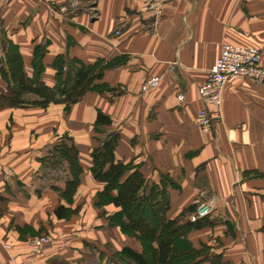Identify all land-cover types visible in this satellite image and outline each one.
<instances>
[{
    "label": "crops",
    "instance_id": "0c3cea01",
    "mask_svg": "<svg viewBox=\"0 0 264 264\" xmlns=\"http://www.w3.org/2000/svg\"><path fill=\"white\" fill-rule=\"evenodd\" d=\"M147 1L0 3V66L12 45L32 77L42 47L40 80L49 87L57 83L59 56L86 65L128 57L94 82L110 90L87 92L69 110H0V264H117L114 255L124 248L142 251L136 238L130 243L110 226L119 208L100 197L104 185L91 173L92 152L114 133L117 161L138 167L150 184L161 176L174 182L167 187L168 218L215 201L208 225L189 234L196 249L208 246L220 264H264V86L231 80L222 118L209 132L196 122L198 89L223 46L264 48V0H170L159 18L144 9ZM153 76L160 77L158 89L142 93ZM7 85L0 73V91ZM98 113L112 124L96 131ZM63 139L77 147L84 170L71 204L57 190L65 188L67 165L42 162ZM60 206L76 213L60 219ZM41 236L51 243L35 251L31 241Z\"/></svg>",
    "mask_w": 264,
    "mask_h": 264
},
{
    "label": "trees",
    "instance_id": "16d2710c",
    "mask_svg": "<svg viewBox=\"0 0 264 264\" xmlns=\"http://www.w3.org/2000/svg\"><path fill=\"white\" fill-rule=\"evenodd\" d=\"M45 51L42 47L36 48L34 75L29 77L17 48L9 45L0 66V73L8 83L7 88L0 91V110L6 107H48L50 104L70 107L82 100L88 91L99 87L94 82L103 78L105 70L122 65L128 59L124 56L111 62L98 60L93 65H86L76 59L68 60L59 56L54 62L57 83L49 87L40 80L44 71ZM101 88L109 89L108 86ZM111 124L110 117L98 113L96 131ZM118 141L119 135L116 133L102 141L92 152L91 168L94 178L104 185L100 197L108 198L119 208L110 216V226L131 234L143 246L141 252L126 247L121 253L115 254L117 264H220V255H210V248L206 245L196 249L189 239L193 230L208 225L209 216L192 221L191 216L195 214L197 206H191L177 217L168 218L170 202L167 187L174 182L161 176L158 184H150L138 167L117 161L115 151ZM78 157L77 147L68 145L63 139L54 144L48 156L42 160L46 168L50 164L58 169L67 165L65 188L57 190L68 204L73 202L84 174ZM56 215L60 219L64 218L66 208L60 206Z\"/></svg>",
    "mask_w": 264,
    "mask_h": 264
},
{
    "label": "built area",
    "instance_id": "2783aa9c",
    "mask_svg": "<svg viewBox=\"0 0 264 264\" xmlns=\"http://www.w3.org/2000/svg\"><path fill=\"white\" fill-rule=\"evenodd\" d=\"M11 0H0L2 5H7ZM170 0H149L144 9L153 13L156 18L163 15L165 6ZM65 10V9H63ZM264 48L254 46H223L221 53L210 69L207 81L198 89L199 98L203 103L198 111L196 122L205 132L222 118V97L225 85L233 79H250L258 85L264 86ZM160 77L148 78L141 86V92L150 93L158 89ZM180 100H184L181 96ZM215 205L214 200L207 201L197 207L192 221L210 216ZM51 243V239L41 236L31 241L35 251L44 249Z\"/></svg>",
    "mask_w": 264,
    "mask_h": 264
},
{
    "label": "rangeland",
    "instance_id": "374dc122",
    "mask_svg": "<svg viewBox=\"0 0 264 264\" xmlns=\"http://www.w3.org/2000/svg\"><path fill=\"white\" fill-rule=\"evenodd\" d=\"M148 2V1H147ZM147 2L145 3V5L147 4ZM95 88V89H94ZM92 90H90V91H88V92H99L100 90H102L101 89V87H94ZM7 108V107H6ZM42 108H44V109H46L47 107H42ZM2 109H5V108H2ZM1 109V110H2ZM67 110H69V108L67 107ZM66 110V111H67ZM102 202H105V201H103V200H96V203H97V205H99L100 203H102ZM203 203H205L204 201L203 202H196V206L198 207L199 205H201V204H203ZM73 212H75L76 213V210H69L67 213H66V217L67 218H70V216L73 214ZM125 234V237L126 236H128L129 237V239H131V240H128L130 243H134V241H133V239L132 238H134L131 234H128V233H124ZM46 237H48V236H46ZM127 238V237H126ZM109 246H110V244H109ZM141 247L143 248V246L141 245Z\"/></svg>",
    "mask_w": 264,
    "mask_h": 264
}]
</instances>
